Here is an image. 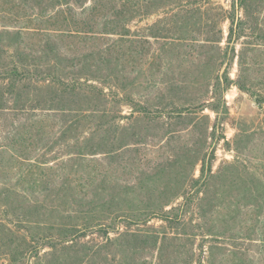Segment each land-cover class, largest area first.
I'll list each match as a JSON object with an SVG mask.
<instances>
[{"label": "trees", "instance_id": "1", "mask_svg": "<svg viewBox=\"0 0 264 264\" xmlns=\"http://www.w3.org/2000/svg\"><path fill=\"white\" fill-rule=\"evenodd\" d=\"M250 1L233 0L227 9L212 0H0V264H203L204 255L207 264H254L258 251L264 264V159L253 173L235 161V171L223 174L213 172L215 153L205 154L186 163L192 171L201 163L200 175L185 176L184 186L182 171L176 189L123 179L148 141L133 124L209 109L214 136L230 115L232 86L264 106V77L251 75L264 41L237 51ZM183 3L194 6L183 15L193 24L171 21L167 32L152 25L141 34L131 26ZM213 7L219 24L228 22L226 35L219 24L210 27ZM151 38L167 40L153 56ZM183 40L199 42L204 55L217 52L216 69L201 81L150 75L156 58L182 50ZM258 134L264 137V120L259 131L237 134L233 150L240 154ZM178 165L182 156L168 163ZM165 166L149 176L162 179ZM236 175L250 200L245 218L240 201L226 204L216 186ZM145 193L156 196L138 198ZM233 223L246 224L243 237L228 234Z\"/></svg>", "mask_w": 264, "mask_h": 264}, {"label": "rangeland", "instance_id": "2", "mask_svg": "<svg viewBox=\"0 0 264 264\" xmlns=\"http://www.w3.org/2000/svg\"><path fill=\"white\" fill-rule=\"evenodd\" d=\"M213 3L217 2L225 6V8L230 9V4L233 0H212ZM212 3V4H213ZM214 3V4H215ZM213 4V5H214ZM194 9V6L185 7L183 3V9L175 11H161L156 14L149 15L146 18L138 17L134 23L131 25L134 30L139 31L141 34L145 28H148L152 25H158L159 28L163 29L165 32L171 25L172 22H181L183 25L187 23L193 24L196 20H186L183 15L185 14L184 10ZM249 22L246 37L239 41L237 45V51L241 49V43L244 47L253 49L257 38H261L264 41V0H251L249 6ZM173 14H177L176 18L170 20L173 17ZM209 24L212 29L216 28L219 24L218 22V11L212 8L209 12ZM161 20H164L159 24ZM198 25V24H197ZM227 34L228 22L219 24ZM196 36V35H195ZM151 52L156 54L158 52L159 45H162L163 42H166L165 39H150ZM197 43H186L183 40V48H177L174 53L169 54L162 59H157L154 61L155 68L152 70L150 75L153 76L155 73V78L162 77L164 72L165 78L167 80H172L176 82L183 81L184 78L188 79H197L203 80L205 76H208L218 65L217 58L219 54L217 52H212L210 49L208 55H204L203 50L200 45ZM222 47H226L225 41L222 43ZM209 48H207L208 50ZM261 52L258 54L253 53L255 57L252 60V53L250 54V60L254 63L256 62L257 66H254L251 70V75L253 77H264V46L260 49ZM259 50V51H260ZM157 55V54H156ZM231 55H229L230 57ZM228 57V58H229ZM154 59L150 60V63ZM251 62V61H250ZM225 68V66H224ZM231 76L236 80L239 76V64L238 59H236L231 68ZM149 75V76H150ZM158 80V79H157ZM152 99L157 95V88H152L151 91L147 94ZM142 95L140 93V98ZM145 100V99H144ZM226 100L230 108V115L228 118L218 124L214 136L211 134V126L215 122L216 114L206 109L204 112L197 114H187L184 112L183 118L175 117L173 115L166 116L161 118L159 121H152L150 118H147L141 122L133 124V128L138 131H145L148 134V141L146 145L140 147L138 152L135 153L137 157V163H133L132 174H125L123 179L125 182L135 183L139 180H144L150 189H159L161 186L169 184L170 187L176 189V182L180 176H178L183 171V184L185 181V176L189 174H195L196 177L200 175L201 163L195 167L192 171V163L190 166H187V162H197L203 155L208 153H215L216 159L213 163V172L222 171L223 174H228L229 172L235 171V165L237 169L242 170L243 167L249 173H253L259 169L261 162L264 159V137L261 134H258L255 137L253 143H243V150L240 154L235 152L234 149V140L237 134L241 132H254L259 131L262 127V122L264 120V106H260L256 101V98L249 93L240 91L236 86L232 88L226 94ZM126 110V109H125ZM145 129V130H144ZM226 137V139H223ZM229 142L231 146L229 147L226 142ZM182 156L183 158V168L181 165L169 167L168 163L172 160L174 156ZM236 155H239V158H236ZM142 159V160H141ZM237 162L235 164L229 165V163ZM163 164L165 166L166 175L161 177L158 176H149V174L156 171V166ZM239 167V168H238ZM169 172L170 174H168ZM187 174V175H186ZM244 180L247 182L249 178L246 175H243ZM238 176H234L230 180H219L216 182V186H220L223 190L226 191L224 197L226 198V204H231V202L236 203L240 201L241 207L243 208L242 214L239 213V216L245 218L246 212L249 208L248 203L250 200L244 199L243 190L241 189V184ZM233 180V181H232ZM171 183V184H170ZM186 184V183H185ZM184 184V186H185ZM183 186V188H184ZM215 190V189H212ZM219 191V192H220ZM181 194L182 191H179ZM214 193V192H213ZM151 196H156L153 194H141L138 195V198L147 199ZM178 202H181L179 200ZM244 205H242V203ZM152 225L159 226L161 222L154 220L151 222ZM244 224V223H243ZM211 226H215L214 232L221 230V226L211 223ZM246 232V224L240 226L239 223H233L231 225L228 234L239 235L240 237L244 236ZM261 235V234H260ZM202 241L201 237L195 241L193 246L194 251H197V255L200 254L198 245ZM206 246L209 245L207 241ZM248 243H244L243 247L246 248ZM244 248L242 250H244ZM206 250V249H205ZM258 251V249L256 250ZM255 254L254 264H259L263 259L261 251ZM203 264H207L206 255L203 256ZM3 262V261H2ZM6 262V261H5Z\"/></svg>", "mask_w": 264, "mask_h": 264}]
</instances>
